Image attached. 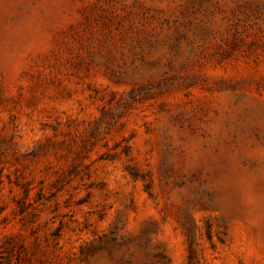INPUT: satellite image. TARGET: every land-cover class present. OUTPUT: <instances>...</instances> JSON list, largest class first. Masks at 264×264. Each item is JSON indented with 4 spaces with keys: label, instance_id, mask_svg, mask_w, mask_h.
<instances>
[{
    "label": "rangeland",
    "instance_id": "374dc122",
    "mask_svg": "<svg viewBox=\"0 0 264 264\" xmlns=\"http://www.w3.org/2000/svg\"><path fill=\"white\" fill-rule=\"evenodd\" d=\"M0 264H264V0H0Z\"/></svg>",
    "mask_w": 264,
    "mask_h": 264
}]
</instances>
